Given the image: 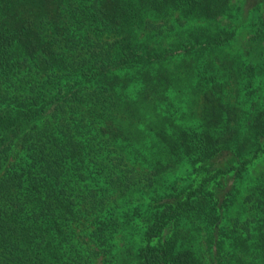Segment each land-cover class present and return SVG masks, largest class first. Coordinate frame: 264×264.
<instances>
[{
	"label": "trees",
	"instance_id": "obj_1",
	"mask_svg": "<svg viewBox=\"0 0 264 264\" xmlns=\"http://www.w3.org/2000/svg\"><path fill=\"white\" fill-rule=\"evenodd\" d=\"M258 160L264 0H0V264H264Z\"/></svg>",
	"mask_w": 264,
	"mask_h": 264
},
{
	"label": "rangeland",
	"instance_id": "obj_2",
	"mask_svg": "<svg viewBox=\"0 0 264 264\" xmlns=\"http://www.w3.org/2000/svg\"><path fill=\"white\" fill-rule=\"evenodd\" d=\"M172 97V96H171ZM255 99V96H252ZM174 107H172V112L174 117L176 118V122L181 124V120L184 119L185 115H183L181 111H179V107L176 104L178 101H174ZM182 117V118H181ZM185 121V120H184ZM197 126V125H196ZM198 127V126H197ZM196 164V165H195ZM198 166L196 162H186L183 164L181 169L177 172L170 174L166 180V187H163V191L170 190L173 185H178L179 187H185L190 181L193 174V171ZM264 171V160H258L255 165H253L249 170H246L243 174L241 181L237 184L238 189H236V194L238 196H243L247 190L258 183L260 180L258 178L259 174ZM233 210L230 209V214H233ZM211 225H209L210 227ZM234 237H229V233L225 236L224 242L227 245L229 240H233Z\"/></svg>",
	"mask_w": 264,
	"mask_h": 264
}]
</instances>
